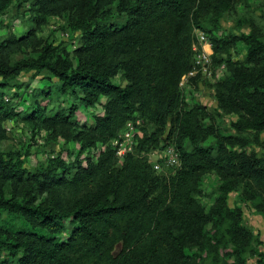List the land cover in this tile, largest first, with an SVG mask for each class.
Listing matches in <instances>:
<instances>
[{"label": "trees", "instance_id": "1", "mask_svg": "<svg viewBox=\"0 0 264 264\" xmlns=\"http://www.w3.org/2000/svg\"><path fill=\"white\" fill-rule=\"evenodd\" d=\"M233 1L34 0L37 27L0 38V264H247L254 236L227 197L243 181L264 204V155L243 147L245 133L264 131V39L253 26L216 35ZM9 3L0 0V27ZM51 14L81 32L85 59L74 62L37 34ZM194 29L210 40L214 66L225 65L215 97L220 109L236 114L234 133L199 124L204 110L188 106L178 88L192 66ZM236 41L247 45L241 61L230 54ZM27 71L46 72L57 83L40 89L21 112L5 94ZM118 72L124 84L113 81ZM55 94L72 100L49 106L36 99ZM100 103L93 122L78 125L77 108ZM17 117L33 129L78 140L85 157L77 155L73 166L52 157L27 170L20 151L2 146L4 123ZM138 120L142 134L118 164L112 141ZM199 134L213 142L203 145ZM167 141L180 164L155 170L149 151ZM213 171L223 183L206 208L199 177ZM258 243L254 264H264V241Z\"/></svg>", "mask_w": 264, "mask_h": 264}, {"label": "rangeland", "instance_id": "2", "mask_svg": "<svg viewBox=\"0 0 264 264\" xmlns=\"http://www.w3.org/2000/svg\"><path fill=\"white\" fill-rule=\"evenodd\" d=\"M33 2L34 0H10L7 10L2 16L4 25L0 27V38L10 34L22 35L29 28L37 27L32 19L34 16ZM250 21L252 22L251 25ZM252 26L253 29H258L261 38L264 39V0L233 1L231 9L222 14L220 27L216 31V35L219 37L231 34L239 35L240 33L249 32ZM195 31L196 29H194V37L196 39ZM37 34L45 38L53 46H56L58 50H61L60 53L62 55L63 53L68 55L74 62H77L78 59H85L88 56L84 49H79L83 45L81 32L71 30L61 15H49L45 22L38 27ZM204 35L210 42L205 33ZM246 48L247 45L243 41H236L230 47V54L235 60L241 61L244 58ZM205 49L210 52L207 72L188 77L186 80L183 78L184 73L178 80V88L185 97L188 106H200L204 110V112L198 114L200 115V119L197 120L199 124L204 126L212 124L223 134L234 133L231 122L236 119V114L220 109L215 97L214 84L225 72V65L222 63L219 66H214L211 58L214 52L211 42L210 47L206 45ZM25 51L29 52L30 49L23 52ZM23 54H20V56H23ZM31 54L35 55L36 53L32 52ZM96 54L97 52L95 51L91 53L92 56ZM194 64L193 54L192 66ZM112 79L115 83L124 84L126 82L120 72L116 73ZM10 83L12 86L6 89L5 98L12 102L18 111L23 112L31 106L34 94L40 89H45L49 86L54 88L57 81L50 80L46 72L33 76V71H27L21 72ZM15 91L19 92V97L12 95ZM36 97L39 104L47 103L49 106L55 103L67 106L72 100L69 94L58 98L55 94L52 96V100L45 96V98H42L40 95ZM100 109L101 103L91 109L79 106L74 113L75 120L78 125L91 124L93 122V114ZM4 124L7 136L3 141V148L5 150L20 151L24 166L29 171H33L41 165L44 166L48 158L60 157L66 162H70L71 166H73L74 163L72 162H74L77 155L79 158L85 157V153L80 150V142L78 140L66 139L60 134H49L43 129H33L30 123H26L19 117L7 120ZM140 124L139 120L136 121L133 129L138 136L142 134V129L139 128ZM117 138L112 141L113 145H116ZM199 141L203 145H209L213 142V138L199 134ZM184 143L188 145V140H185ZM244 143L243 147L247 151L254 152L261 157L264 155V131L245 133ZM169 146L175 147V144L172 141H167L164 146L161 147L160 144L149 151V162L152 166L155 163L159 164L158 169L153 167L155 170L166 172L170 168L171 165L167 163V148ZM117 158L118 164H120L123 158L121 159L119 156ZM222 183L223 179L214 171L200 174L199 187L201 192L199 200L206 208L214 204L215 198L220 194L219 188ZM227 202L229 206L241 209L243 224L251 230L254 236L247 253V264H254L257 254L262 250L258 241H264L263 201L250 183L238 181L235 189L229 193ZM202 256H205V253ZM227 261L231 262L232 257H227Z\"/></svg>", "mask_w": 264, "mask_h": 264}, {"label": "built area", "instance_id": "3", "mask_svg": "<svg viewBox=\"0 0 264 264\" xmlns=\"http://www.w3.org/2000/svg\"><path fill=\"white\" fill-rule=\"evenodd\" d=\"M196 40L192 44V50L194 51V59L195 64L192 68L183 75L184 80L188 77L195 76L199 73L205 74L207 72V66L209 63V55L205 49V46L208 45L210 47V42H208L207 38L205 37L204 33L200 30L195 31ZM134 124H128L123 131L119 134V138L116 141V156L124 157V155L130 152L135 144V135L137 132H134ZM167 163L171 166H179V156L178 151L174 146H169L167 148ZM155 169L159 168V164H153Z\"/></svg>", "mask_w": 264, "mask_h": 264}]
</instances>
